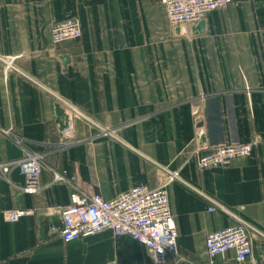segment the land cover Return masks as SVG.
<instances>
[{
  "label": "crops",
  "instance_id": "0c3cea01",
  "mask_svg": "<svg viewBox=\"0 0 264 264\" xmlns=\"http://www.w3.org/2000/svg\"><path fill=\"white\" fill-rule=\"evenodd\" d=\"M70 17L80 37L53 44L52 25ZM202 20L201 33L172 25L159 0H0V129L21 138L0 130V162L44 155L37 193L22 190L17 167L0 174V264H157L108 229L64 243L53 223L72 186L53 171L111 199L177 169L167 191L178 264H264V0H232ZM68 105L77 141L59 148ZM246 141L251 154L225 167L195 164L197 147ZM15 208L33 212L6 219ZM237 219L251 256L209 257L207 234Z\"/></svg>",
  "mask_w": 264,
  "mask_h": 264
},
{
  "label": "built area",
  "instance_id": "2783aa9c",
  "mask_svg": "<svg viewBox=\"0 0 264 264\" xmlns=\"http://www.w3.org/2000/svg\"><path fill=\"white\" fill-rule=\"evenodd\" d=\"M164 6L166 17L172 25L184 26L204 19L213 10L226 8L232 0H159ZM81 35V22L78 17H70L55 22L51 27V42L57 44L65 40H75ZM11 63L5 65V70ZM65 126L60 131L56 143L59 148L77 141L74 135L72 119L80 115L72 105L61 108ZM11 136L17 143L21 138L11 129H0ZM253 150V142H229L197 147L194 161L200 169L218 168L229 165L236 158L246 157ZM17 167L24 176L22 190L27 194L37 193L41 189L40 175L44 167L42 153L26 152L19 159L0 162V174ZM179 169L165 173L154 187L144 184L133 185L128 190L105 199L99 192L86 194L76 187L66 176V172L53 171L55 181L68 182L72 186L70 202L61 206L57 213L61 222L59 234L64 243L74 241L108 229L113 235H129L146 245L153 262L157 264H178L184 260L178 248V233L171 211L167 186L179 177ZM209 211L214 210L209 207ZM33 212L32 208H15L4 211L8 220ZM205 249L209 257L223 255L227 251L233 254L235 262L247 260L252 253L251 237L248 226L242 219H237L226 227L207 234ZM250 264H259L251 260Z\"/></svg>",
  "mask_w": 264,
  "mask_h": 264
},
{
  "label": "water",
  "instance_id": "95a60500",
  "mask_svg": "<svg viewBox=\"0 0 264 264\" xmlns=\"http://www.w3.org/2000/svg\"><path fill=\"white\" fill-rule=\"evenodd\" d=\"M205 30V21L204 20H200V21H198V22H196V23H194V25H193V31L194 32H196V33H201V32H203ZM65 118H63V126H65ZM203 124H202V121H198L197 122V126H198V135H200V137H201V135H202V129H201V126H202ZM46 223V220H44V224ZM53 228H55V229H57L58 231H60V229H61V222H59V223H53Z\"/></svg>",
  "mask_w": 264,
  "mask_h": 264
}]
</instances>
